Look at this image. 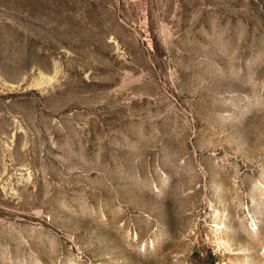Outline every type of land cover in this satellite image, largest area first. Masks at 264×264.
<instances>
[{"label": "rangeland", "instance_id": "rangeland-1", "mask_svg": "<svg viewBox=\"0 0 264 264\" xmlns=\"http://www.w3.org/2000/svg\"><path fill=\"white\" fill-rule=\"evenodd\" d=\"M0 264H264V0H0Z\"/></svg>", "mask_w": 264, "mask_h": 264}]
</instances>
